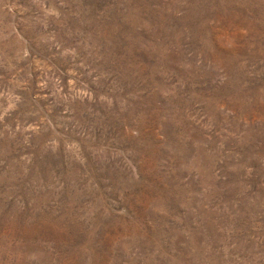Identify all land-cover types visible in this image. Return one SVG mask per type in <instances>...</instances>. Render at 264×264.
Listing matches in <instances>:
<instances>
[{
	"label": "rangeland",
	"instance_id": "obj_1",
	"mask_svg": "<svg viewBox=\"0 0 264 264\" xmlns=\"http://www.w3.org/2000/svg\"><path fill=\"white\" fill-rule=\"evenodd\" d=\"M0 264H264V0H0Z\"/></svg>",
	"mask_w": 264,
	"mask_h": 264
}]
</instances>
